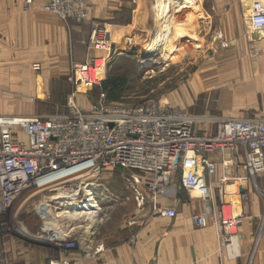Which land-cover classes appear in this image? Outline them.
I'll list each match as a JSON object with an SVG mask.
<instances>
[{
  "label": "built area",
  "instance_id": "obj_1",
  "mask_svg": "<svg viewBox=\"0 0 264 264\" xmlns=\"http://www.w3.org/2000/svg\"><path fill=\"white\" fill-rule=\"evenodd\" d=\"M243 2L245 21L264 32V0ZM43 8L66 23L82 22L89 15L88 0H47ZM110 27L94 22L90 41L95 54L72 63L73 97L102 87L113 57ZM16 119L0 117V213L10 212L17 202L24 204L54 192L65 194L51 206L52 211H59V223H96L103 211L98 192L103 190L105 199L112 195L99 186L103 171L129 169L139 206L144 208L148 202L142 190L145 186L160 215L175 218L177 209L162 207L158 199L170 197L179 185L207 203L192 216L194 224L203 228L220 221L225 229L222 240L231 243L230 234L243 216L229 211L233 203L228 201L221 199L217 206L214 185L221 196L228 195L227 181L232 177L239 181L237 193L245 195V185L264 172V118L198 117L151 98L135 106L113 107L102 91L90 109L71 103L63 113ZM91 189L94 205L84 206L90 209L88 214H62L73 208L72 201L85 199ZM260 191L264 199V190ZM41 218L47 223L52 214L46 209ZM68 228L63 233L67 237L54 245L77 249L81 243L73 237L74 224ZM52 264L72 263L60 259Z\"/></svg>",
  "mask_w": 264,
  "mask_h": 264
},
{
  "label": "rangeland",
  "instance_id": "obj_2",
  "mask_svg": "<svg viewBox=\"0 0 264 264\" xmlns=\"http://www.w3.org/2000/svg\"><path fill=\"white\" fill-rule=\"evenodd\" d=\"M128 1V10L117 19L118 23L126 22V27L121 31L110 27L113 57L103 86L76 97L72 96L76 84L69 79L75 62L71 58L67 70L70 74L54 78L44 74L46 69L39 73L33 70L31 64L40 57V50L34 48L32 60H28L20 34L10 36L13 43L0 45V117L59 114L71 103L90 109L100 93L107 91V104L113 107L135 106L151 98L198 117L264 118V32L245 21L243 0ZM132 172L106 169L102 176L112 173L124 177ZM257 178V186L253 181L245 185V195L230 198L235 203L234 212L238 215L241 209L239 215L243 216L230 234V247H235L241 237L251 236L257 241L251 244L252 253L264 236V199L260 191L264 190V172ZM98 194L104 203L106 193L100 190ZM228 195L221 196L217 189L214 198L218 207L221 199L228 201ZM56 196L54 192L44 193L10 212L0 213V264H52L70 259L72 250L56 247L50 238L73 224L80 226H74L73 237L84 244L94 223H59V211L51 210ZM252 196L260 199L261 212L252 218L247 232L242 225L247 217L245 205H250ZM202 203L204 208L207 203ZM46 209L52 218L43 223L41 213ZM211 223L220 226L218 242L224 247V227L220 221Z\"/></svg>",
  "mask_w": 264,
  "mask_h": 264
},
{
  "label": "crops",
  "instance_id": "obj_3",
  "mask_svg": "<svg viewBox=\"0 0 264 264\" xmlns=\"http://www.w3.org/2000/svg\"><path fill=\"white\" fill-rule=\"evenodd\" d=\"M33 1L30 7L26 0H0V45L13 43L11 38L20 34L28 60H32L34 48L40 50V57L31 64L33 70L39 73L46 69L44 74L49 77L69 75L70 58L84 62L95 54L90 41L94 22L106 21L120 28L118 31L127 25L117 19L128 10V0H88V18L68 24L44 10L47 0ZM99 181V186L109 189L112 195L104 203L101 201L103 211L91 229L93 232L84 238V244L72 250L68 259L72 264H264V236L253 253L251 244L255 238L247 235L237 240L235 247L231 248L230 243L221 247L218 238L222 231L217 223L200 228L192 221V216L205 208L204 200L179 185L170 197L158 199L162 207L177 209V216L168 218L156 210L145 186L142 190L148 202L144 208L138 205L132 190V173L124 177L110 173ZM256 182L259 183L258 178ZM217 189L215 183L213 195ZM260 212V199L252 196L250 205H245L247 217L242 228L249 232L252 218Z\"/></svg>",
  "mask_w": 264,
  "mask_h": 264
},
{
  "label": "bare ground",
  "instance_id": "obj_4",
  "mask_svg": "<svg viewBox=\"0 0 264 264\" xmlns=\"http://www.w3.org/2000/svg\"><path fill=\"white\" fill-rule=\"evenodd\" d=\"M109 38V37H108ZM125 38V37H124ZM109 42H112V38H110L109 39ZM120 44V43H119ZM100 73V72H99ZM11 117V118H14V119H16L18 116H16V115H4V116H1V117ZM17 120V119H16ZM227 183H228V185H227V193L229 194L228 196H227V198H229L228 199V203H233V208L232 209H230L229 211H235V203H234V201L232 200V199H230L231 197H237V196H239L238 195V193H237V190H238V187L237 186H240L239 185V181L238 180H236V179H234V178H230V179H228V181H227ZM254 183H257L256 182V179L254 180ZM241 188V187H240ZM92 190V189H91ZM99 193V192H98ZM93 194H94V191L92 190L91 191V193H89V195L85 198V199H82L81 201H72V206H73V208L71 209L72 211H69V212H67L66 210H64L63 212H62V214H65V213H77V214H81V213H86V214H88L89 212H90V209L89 210H86L87 208H90V207H92L93 205H94V202H93V200H92V198H93ZM65 196V194H60L59 196H57V198H59V197H64ZM98 198L100 199V197L98 196ZM104 199H105V197H104ZM78 200H80V199H78ZM106 200V199H105ZM20 202V201H19ZM18 205V202L15 204V206L14 207H16ZM70 205V204H69ZM84 206H87V208L86 207H84ZM79 207H82V209L81 210H79V209H77V208H79ZM76 208V209H75ZM50 209V208H49ZM242 212H241V209H240V211H239V213H238V215L239 214H241ZM231 214V213H230ZM88 228V227H87ZM92 229V228H91ZM91 229H90V233L91 232H93V231H91ZM93 235V234H92ZM67 236H66V234H63V232L62 233H60L59 234V232H57V234L54 236V238H50V240H51V242L53 243V244H56L59 240H61V239H65ZM52 239H54V241L52 240ZM58 240V241H57Z\"/></svg>",
  "mask_w": 264,
  "mask_h": 264
},
{
  "label": "trees",
  "instance_id": "obj_5",
  "mask_svg": "<svg viewBox=\"0 0 264 264\" xmlns=\"http://www.w3.org/2000/svg\"><path fill=\"white\" fill-rule=\"evenodd\" d=\"M104 83V82H103ZM103 86V85H102ZM110 88V87H109ZM107 90H109L108 88H106ZM106 93H107V91H106ZM107 99H108V94H107Z\"/></svg>",
  "mask_w": 264,
  "mask_h": 264
}]
</instances>
